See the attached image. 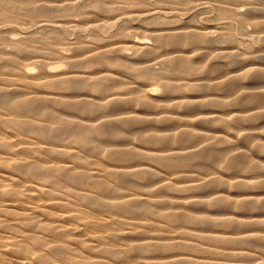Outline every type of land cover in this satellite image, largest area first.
I'll list each match as a JSON object with an SVG mask.
<instances>
[{
    "label": "bare ground",
    "instance_id": "6f19581e",
    "mask_svg": "<svg viewBox=\"0 0 264 264\" xmlns=\"http://www.w3.org/2000/svg\"><path fill=\"white\" fill-rule=\"evenodd\" d=\"M42 1L60 3L50 4L51 9L75 10L84 16V22L102 16V24L96 25L98 28L107 26L109 19L120 20V16L138 12V17H147L151 21L148 31L152 42L120 36L114 41L92 46L78 44L76 47L75 42L69 43L77 50V60H71L69 69L61 72L50 68L48 61L71 57L49 45L32 49L31 43L37 40L32 36L17 40L12 34L13 37H6L11 49L0 45V264H200L201 261L191 255L170 254L175 242L183 248L197 246L184 235H172L161 229L166 227L161 218L172 215L171 204L175 202L177 208H183L187 201L197 208L215 203L221 209L236 207L241 212L248 208L264 210V201L249 205L248 200L237 198L229 202L228 195L221 194L228 187L243 190L264 185L250 184L242 177L230 178V182L208 170V160L212 157L214 163L229 157L230 169L241 170L244 156L232 154L238 149L236 145L232 149L215 150L208 144L207 137L211 132L190 130L169 112L147 115L137 107L146 108L159 101L155 97V85H159L169 106L175 109L196 108L194 102L200 99L198 105L221 109L223 117L229 116L241 126L264 118V111L259 110L264 108V62L258 56L261 49L245 51L234 46L223 52L224 49L215 46L216 39L206 33L209 27L188 22L175 25L173 14L180 10L189 14L198 8L192 0H129L122 6L113 7L108 3L117 4V0ZM213 1L224 15L244 24L252 23L256 34L264 40V0ZM134 3L139 7L131 10ZM239 3L248 7L246 12L238 9ZM112 10L117 13L113 17L110 16ZM0 16H8V8H1ZM69 22L76 24L72 19ZM47 26L43 24L44 29ZM52 38L58 39L55 35ZM199 44L204 45L205 50L219 52L217 58H231L224 66L232 64L236 68L208 77L209 82H204L206 78L200 73L205 69L198 67L196 61V57L202 55L193 53L197 50L194 45ZM31 56L40 61L36 64L39 69L36 73L31 65H23L21 61ZM165 56H170L168 60L175 63L173 71L183 75L181 84L166 77L171 75L172 69ZM157 64L161 66L158 68ZM84 66L91 70L82 68ZM210 70L214 71L215 67ZM62 83L67 84L70 94L61 90ZM191 86L197 91H220L223 95L216 97L206 92L202 96L191 95L188 93ZM192 98L195 99L193 102ZM255 104L257 106L251 110L239 109ZM56 105L66 112L58 111ZM253 110L258 111L249 114ZM77 111L86 116L79 117L75 114ZM149 122H161L166 126L165 130L176 131L175 134L156 135L165 149L107 150L112 139L123 137L120 125L132 127L136 123ZM197 122L210 126L215 119L199 118ZM241 126L238 131L249 130ZM2 127L18 133L14 135ZM243 140L249 141L250 137L245 136ZM216 144H225L223 137H219ZM87 152L96 159H90ZM103 152L111 160L117 152L132 156L136 163L107 164L102 170L90 167L99 163L97 156L104 155ZM148 160L181 166L190 163L207 170L202 176L210 179L190 189L193 192L211 191L213 200L210 203L195 195L168 197L162 194L173 179L156 178V171ZM260 166L255 163L253 169ZM137 179L147 183L140 184ZM87 183L94 185L93 191L86 188ZM159 183H162L159 188H153ZM135 189L142 192L136 193ZM178 217L182 222L195 221L208 228L223 222L213 214L199 211L194 214L189 209ZM227 223L234 231L249 225L235 218H230ZM187 230L191 229L186 228V234H192ZM254 238L239 236L231 238V243L260 248ZM141 249L154 250L159 255L154 261L147 262L150 257L143 256ZM231 253L226 254L251 258L241 249ZM258 260L255 258L254 263Z\"/></svg>",
    "mask_w": 264,
    "mask_h": 264
},
{
    "label": "rangeland",
    "instance_id": "374dc122",
    "mask_svg": "<svg viewBox=\"0 0 264 264\" xmlns=\"http://www.w3.org/2000/svg\"><path fill=\"white\" fill-rule=\"evenodd\" d=\"M127 1L129 0H117V4L107 3L109 6L113 7L122 6L123 3ZM192 1L195 5L198 6V8L191 11L189 14L182 10H180V12H178L177 14H173L172 16H175L173 19L175 25L188 22L191 25L209 27V29L207 28L206 33L216 39L215 46L224 49L223 52L231 50V48H233L234 46H239L245 49V51H250L252 48L261 49V51L258 53V56L260 60L264 62V40H261L260 34H256L252 23L244 24L238 19L232 18L229 15H224L223 12L219 11L216 3L213 0ZM237 3L238 2H236V4ZM50 4L60 5V3L57 2H45L42 0H0V9L8 8V16L4 18L0 16V45H4L8 49H11L12 46L9 42H7L6 37H13L14 35V37L16 36L15 38L17 40H24L32 36L33 39H37L36 41L31 43L32 49L34 48L39 50L44 46L49 45L53 50L63 52L67 56L71 57L63 60L50 59L48 61L50 68L52 66L54 67V70H59L61 72L69 69V62L71 60H77V57H75L77 51L75 46H84L85 44H89L90 46H92L94 44L114 41L120 36H126L129 39H148V41L152 42L148 31V27H150L151 21L150 19H147V17H138V12H129L128 14H125L124 17L120 16V20L114 17V19H116L117 21L114 19H109L107 26L98 28L96 25L102 24V16H99L97 18H89L90 22H84V16L78 14L77 11L72 9L64 10V8L61 9L62 7L51 9L49 7ZM243 5L244 3H239V7H237L240 11L242 10L241 12H246L248 7H246V5ZM124 6L128 7L126 6V4H124ZM131 6L135 7L130 8L131 10H136L139 7V5L136 3L131 4ZM111 13L112 14L110 16L112 17L117 14L114 13V10H112ZM69 19L75 20L76 24H71L69 22ZM105 20H107V18H105ZM112 20H114V22L116 21L117 23L115 22L114 24ZM77 21L79 22V24H77ZM43 24H47L48 26L44 29ZM54 35L58 37L57 40L55 39L56 41H54V39L52 38ZM74 42L75 46L70 45ZM50 44H52V46ZM248 46H250L251 48L248 49ZM189 47L192 48L193 46ZM203 47L204 45L202 44L194 45V48H196L197 50L195 49L196 51H194L193 53L202 55L197 56L196 61L198 67H202L205 69L204 72L200 73V76L202 78H206L204 82H209L208 77L213 78L218 76L223 71L225 72V70L227 69L233 70L234 68H236L232 64L224 66V64L229 62L231 58H217L216 54L219 52L214 53L213 51L205 50ZM127 51L132 52L131 49H127ZM169 57L170 56H167L165 60L167 61ZM38 60V58H33V56H31V58L28 57L26 59H22L21 61L23 65H31L30 67L34 68L33 72L36 73V69L39 70L38 67H36V64L40 63V61ZM167 62L168 67L172 69V73L171 75H167L166 77L176 84H181L182 81H180V79L183 78V75L176 71H173L175 63L170 61V59ZM55 65L57 66V68H55ZM58 65H60V67ZM156 66L159 68L161 65L157 64ZM211 67H215V70L211 71ZM82 68L91 70V67L88 66H84ZM155 86L157 88L155 97L159 99V101L148 105L146 108L137 107L138 111H142L147 115L158 112L160 113L162 111L169 112V115L171 113L174 114V117L178 118L180 124L188 125L187 127L190 130L204 133L211 132L207 137L209 138L208 144L210 143L215 150L223 147L232 149L236 145L238 149L234 150L232 154H241L242 156H244V158L242 159L244 162V166L241 170L235 172L230 169L227 164L229 157L225 160L220 161L219 163L213 162L214 157L210 158L208 160V170L214 175L216 174L218 177L229 180L230 182V178L242 177L244 178L243 180L249 182L250 184L258 182L261 183V185H264V151L262 150V145L264 144V118L243 123V126H246L247 128H249V130L238 131L237 129L240 128V124L231 121V118L229 116L223 117L221 114V109L213 106L207 107L198 105L200 99H190L192 102L195 100L194 103L196 108L193 107L192 109L190 108L184 110L182 108L175 109L170 107V102L166 101L167 96H165L162 87L159 85ZM60 88L67 94L71 93V91L67 88V84L65 83H62L60 85ZM189 88L191 90H189L188 93L191 95L202 96L203 93L205 94V92L208 94L216 95V97L223 95L220 91H197L192 89L193 86ZM255 106L257 105L255 104L252 107L241 106L239 107V109L251 110ZM55 108L58 111L66 112V110H63V108L59 105H56ZM230 108L232 109V107ZM259 110L260 112L264 111V108ZM257 111L258 110H253L249 114H253ZM75 114H77L79 117H84V115L86 116V114L79 113L78 111L75 112ZM187 114H191L192 116H189ZM199 118H207L213 120L215 119V122L210 126H206L203 124L200 125L197 122ZM223 119L226 121H222ZM225 124H227L228 126ZM2 128L6 129V131L8 132L11 131L14 135H17L18 133L15 131L13 132L9 128ZM119 128H121L123 137L120 136V138L112 139L111 146H109L107 150L117 151V149L119 148H138L145 151H160L162 149H165L166 147L161 145L156 135L161 133H168L169 135L176 133V131L174 130H165L166 126L161 122H149L146 124L136 123L132 127L120 125ZM245 136H249L250 140L244 141L243 138ZM219 137H223V139L225 140V144H216ZM70 145L75 146L74 144ZM87 154L90 156V159H96L95 157H93L92 153L87 152ZM97 157L100 158L99 161L97 159L99 163L97 165L92 164V166L90 167L100 170H102L107 164L134 165L136 163L132 156H122V154H120L119 152H117L115 158L112 160L105 154L101 156L98 155ZM147 162H150V165L154 167L156 171V178L164 176L173 179V182H171V186L167 188L162 194H167L168 197L174 195L181 197L195 195L209 201L210 203L213 200L212 196H210L211 191L201 190L199 192H193L190 189L191 186L205 183L210 179L208 177L202 176L206 173L207 170L194 167L190 163L181 166L172 165L175 163H170V165L162 161L154 160H148ZM255 163H259L261 164V166L257 169H253V164ZM255 176H259V178H256ZM137 182L143 185L147 183L142 179H137ZM161 184L162 183L156 184L153 186V188H159ZM86 188L89 191H93L94 185L87 183ZM135 192L141 193L142 191L135 189ZM221 194H227V200H229V202L234 201L237 198H244L246 199V201L248 200L249 202L247 203L251 205L256 201H264V186H255L243 190L228 187L225 190V193ZM239 195L240 197H238ZM217 206V204L211 203L205 208H197L190 205L187 201H184L183 208H177V203L173 202L171 204L172 208L169 209V211L172 212V215L166 216L167 218H161V220L166 224V227L163 226L161 229L171 232L172 235H184L185 238H189L197 246L193 249L183 248L180 243L175 242L176 245L172 248L173 250L170 254L191 255L192 257L198 259L199 262L201 261L200 264H222L224 262H229V264H264V210L253 211L248 208L250 211L247 209L248 211L245 210L241 212V210L237 209L236 207H227L221 209L219 208V206ZM185 209H189L194 214L198 211L208 213L209 215L213 214V217H217L219 221L223 222L218 224L217 226H212L210 228L203 227L195 221L191 223L182 222L179 220L178 216L184 213ZM249 215L254 217L245 218ZM230 218L245 221L249 223V225L246 227H241L238 230L234 231L228 227L229 224L227 222ZM186 228H190L191 230L187 231L192 232V234H186ZM211 231H214L216 234L213 235ZM246 235L255 237L254 240L258 244H260V248L253 247L251 245L239 246L231 243V238ZM234 249H241L247 252L251 258L245 259L239 258L238 255L234 256L226 254H232L231 252L232 250L234 251ZM140 251L143 256L150 257L147 262L154 261V257L159 255L157 253H154V250L151 251L148 249H141ZM257 257L259 258V260L254 263V260Z\"/></svg>",
    "mask_w": 264,
    "mask_h": 264
}]
</instances>
